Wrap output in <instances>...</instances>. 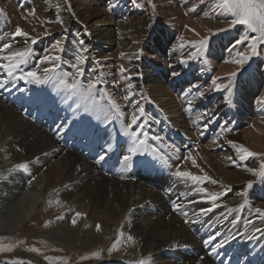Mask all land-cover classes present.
<instances>
[{
    "label": "rangeland",
    "instance_id": "rangeland-1",
    "mask_svg": "<svg viewBox=\"0 0 264 264\" xmlns=\"http://www.w3.org/2000/svg\"><path fill=\"white\" fill-rule=\"evenodd\" d=\"M191 5L197 7L198 12H188L186 7ZM33 9L34 15L31 14ZM57 17L62 23L56 22ZM232 19L231 13L221 6V0H0V47L5 43L12 45L10 49L0 52V64L6 63L3 57L30 47L32 55L21 69L23 72L35 71L42 77L43 69L52 67V63H41L40 58L45 55L60 57L56 78L42 85L9 78L4 70L0 69V80L7 81L5 88H0V109L4 112L5 109L14 111L17 120L34 124L38 130L53 137L58 132L64 112L73 113L76 118L81 114L87 115L94 128L102 131L113 128L116 147L127 146L126 153L117 155L114 163L116 167L123 162V157L128 154V148L131 146L129 132L144 124L143 132L147 133L144 137L147 142L146 148L143 154L138 153L133 156L130 164L123 162L120 165V172L115 176L117 179L127 180L129 166L140 162L145 164L143 170L151 172L154 178L145 179L141 173L134 178L136 182L133 188L139 189L145 184L148 189L144 200L149 202L163 200L166 205L164 209L168 214L175 213L172 210L173 201L187 200L191 195L206 200L211 207L212 202L208 200L207 194L225 192L226 194L216 201L219 206L210 212L211 216L213 214V217L227 214L234 216V224L237 230H240L241 238L257 232V228L262 232L264 221L259 218L256 209L264 211V177L253 176L246 169H258L264 162V143L259 145L258 140L264 135L256 128L258 126L264 128V45H257L258 54L251 56L242 66L233 63L232 61L237 59L238 52L248 50L247 41L240 44H237V41L242 36L251 37L257 34L251 32L245 25L229 27ZM89 22H95L97 27L100 26L105 32H110L112 43L108 52L111 54L104 56L102 50L99 51L94 44L93 33L86 30ZM205 23L206 25H203ZM17 26L29 33L30 37L37 38V42L32 44L29 39L26 43L22 36H17L13 40L12 33ZM46 32L49 34L46 35ZM204 37H208V44L202 53L196 54L197 47H194L192 42ZM103 38L100 41H104ZM57 40L62 41L60 50L54 47ZM81 40L84 42L83 45L80 44ZM220 45H224L225 50L219 59V65L213 66L208 50H217ZM84 48H87V52H82ZM80 54L87 57L86 62L80 66L83 68V75L79 77L81 83L86 86L89 79L100 80L90 97L71 96L60 82L61 80L66 83L71 82V75L62 74H75L72 65L76 63L75 57ZM121 67L126 71L122 73ZM234 71L236 76L230 82L228 76ZM156 72L161 73L162 76ZM15 75H21V71H17ZM178 76H182V83L188 77L182 87L185 88L184 90L191 89L194 97L201 99L207 96L208 102L202 103L199 113L205 111L210 104L213 114L206 123L207 126H211L209 137L201 136V128L195 126H199L198 122L196 123L197 115L187 103L190 93L181 95L179 89L168 86L167 80ZM217 77L219 78L217 83L221 85L231 83L230 102L225 100L229 95L225 87L217 90L213 86V78ZM254 79L258 81V89L249 96L252 111L248 114V118L240 120L237 117V103L246 95L248 82ZM129 84L131 88L128 87ZM158 87L163 92L157 95L152 89ZM169 98H172L170 104L177 108L175 113H179V121L172 120L171 113L161 104L163 99L167 101ZM110 100L115 101L119 106V113L112 108ZM137 107L143 109L144 115L140 117L137 125L129 129L131 115L136 112ZM53 110L58 112L54 116L51 113ZM49 117L52 119L49 120ZM156 136L161 137L162 140L153 139ZM76 137L78 140L81 139L78 135ZM213 138L228 143L230 140L256 155L241 161L233 143L222 146L225 148L217 152H213L212 146L207 149L203 147L207 142L212 144ZM166 145L171 147H165ZM176 148H179V152H176ZM12 151L26 153L20 145L9 142L0 149V158L9 160ZM231 153H235L237 158L232 157L230 162L222 157L230 156ZM189 154L192 159L186 160L185 157ZM207 154L216 157H212V164ZM161 155L168 157L167 165L158 159ZM192 160L196 161L195 165ZM23 164V162L17 163L13 168L1 170L0 183L4 182L2 179L9 180L13 174L21 172L23 168L17 166ZM216 164L227 171L243 170V179L235 181L231 174L229 180H225L221 173L216 172ZM107 168L109 167L103 165L98 167V171L103 175H109L106 172ZM177 168L194 175L206 174L210 180L195 185L189 180L175 176ZM30 175L32 179L37 177L36 174ZM213 180L216 181L215 184L212 183ZM249 182L252 184L250 188L247 187ZM197 187L206 189V193L197 192ZM58 194V192L49 193L33 219L23 229L13 234H0V246H11L13 249L11 252H0V257L8 258L15 253L32 254L41 264H50L44 259L45 256L53 258L51 264H61L62 260H66L67 264L96 262V264H135L136 261L147 258L134 260L138 256L135 252L138 236L133 231V225L138 221L140 225L145 226L151 221L155 211L140 204L136 205L111 234L103 236L104 243L101 242L95 247L85 250L79 245L78 240L64 249L46 240L42 237L44 233L59 226L72 227L76 232L78 229L86 233L97 231V223L85 221L82 217L73 225L71 221L78 210L66 206ZM249 220L252 221L251 224L247 223ZM191 228L186 226L188 231H192ZM100 231L98 232L101 233ZM120 232L124 235L121 236L117 249L109 253L107 249L116 241ZM192 232L197 235L196 244L206 247L205 234L198 229ZM129 234L134 238L132 242L126 239ZM255 243L250 242V248L255 247ZM29 248H37L39 252L28 251ZM97 250L101 251L99 260L81 259L82 256L90 255ZM170 254L165 251L157 261L168 260ZM57 257L61 259H55ZM14 262L28 264L23 260L0 261V264H14Z\"/></svg>",
    "mask_w": 264,
    "mask_h": 264
},
{
    "label": "bare ground",
    "instance_id": "bare-ground-1",
    "mask_svg": "<svg viewBox=\"0 0 264 264\" xmlns=\"http://www.w3.org/2000/svg\"><path fill=\"white\" fill-rule=\"evenodd\" d=\"M186 8L188 12H198V8L194 5ZM89 23L86 30L93 33L94 44L97 45L99 51L102 50L101 53H104V56L111 54L108 52L111 47L110 43H112L110 32H105L104 28H100V26L97 27L95 22ZM102 38L104 41H100ZM224 50V45H220L217 50H208L213 66L219 65V59ZM156 73L162 76L161 73ZM187 79L188 77H186L185 82ZM181 80L182 76L172 77L167 80V83L168 86L179 89L181 95L190 93L191 96L187 103L197 115L196 123L198 122L199 126H195L201 128V136L209 137L211 126H207L206 123L209 116L213 114L210 104L205 111L199 113V108L203 106L202 103L208 102L207 96H203L201 99L194 97L191 94V89L184 90L182 85L185 82L182 83ZM256 89H258V81L256 79L250 80L246 88V95L237 103V117L240 120H245L251 113L253 107L249 96ZM152 90L157 95L163 92L159 87ZM171 99L169 98L167 101L163 99L161 104L171 113L172 120L179 121V113H175L177 108L170 104L172 103ZM13 112L6 109L4 112L0 109V149L9 142H14L23 147L26 153L21 154L12 151L9 160L5 161L0 158V171L13 168L21 162L27 167L23 168L21 172L13 174L9 180L2 179L4 182L0 183V234H13L23 229L33 219L49 193L58 192L59 198L65 202L66 206L84 213L81 216L83 220L101 226V233L98 231L86 233L80 229L76 232L72 227L65 228V226H59L45 232L42 237L60 248H69L70 244L78 240L79 245L85 250L95 247L101 242L104 243L103 236L111 234L121 224L122 220L134 210L136 205L140 204L151 207L155 213L151 221H148L145 226L140 225L138 221L134 222L133 231L138 236V244L135 248L138 256L134 260L147 257L150 259V264H264V231H257L246 238H241L240 230L238 231L233 223L235 217L230 214L213 217L214 214L211 216L208 212L206 215L197 217L196 214L201 208H209L210 206L206 200L191 195L188 196L187 200L173 201L181 208L174 214H168L164 209L166 205L163 200L157 199V201L152 202L144 200L148 189L145 184H142L139 189L133 188L136 182L134 178L141 173L145 179L154 178L151 172L143 170L145 164L142 162L127 168V180L117 179L115 176L120 172V165L124 161L116 167L115 159L117 155L126 153L127 146L124 148L116 147L113 128L98 130L90 124L87 115L81 114L76 118L73 113L67 111L63 113L58 132L53 137V135L50 136L38 130L34 124L17 120ZM51 113L54 116L58 112L53 110ZM51 119L52 117H49V120ZM256 128L264 135V128L259 126ZM77 135L81 137L80 140L77 139ZM208 140L210 141V139ZM258 140L259 145H261L264 143V136H260ZM227 143L214 139L212 144L207 142L203 147L207 149L212 146L210 148L213 149V152H217L219 149L225 148L222 146L230 145ZM220 153L218 152V154ZM100 155H104L105 159L97 163ZM207 156L212 164V157L215 156L211 157L210 154ZM222 157L228 161V157L237 158L235 153ZM56 158L57 160H54ZM103 165L109 167L106 170L109 175H103L102 172L98 171V167ZM215 169H217L216 172L221 173L225 180H229L231 174H233L235 181L244 177L241 169L235 172L227 171L218 164H216ZM30 174H36L37 177L32 179ZM187 191L189 190L187 189ZM180 212H186L187 216L181 215ZM186 219L187 223L185 222ZM186 226L192 227V231L195 229L202 231L206 240L212 236L216 238L207 247H200L196 244L195 236L197 235L191 230H186ZM216 233H220V235L216 236ZM253 241L256 242V246L250 248V242ZM220 244L223 246L217 247ZM214 247L215 252H213ZM165 251L171 253L172 259L170 257L168 260L157 261V258ZM14 260H23L28 264H41L39 259H36L32 254L15 253L8 258L0 257L2 262ZM134 260L131 262L133 263Z\"/></svg>",
    "mask_w": 264,
    "mask_h": 264
},
{
    "label": "snow or ice",
    "instance_id": "snow-or-ice-1",
    "mask_svg": "<svg viewBox=\"0 0 264 264\" xmlns=\"http://www.w3.org/2000/svg\"><path fill=\"white\" fill-rule=\"evenodd\" d=\"M221 6L225 9H227L231 15L233 16V19L229 23V27H232L234 25H245L251 32L256 33L257 35H253L251 37L249 36H242L240 40L237 41V44L242 43L243 41L248 42V50L247 52H238L237 59H234L232 62L238 65H243L247 63V61L251 58L253 55H257V45H264V0H221ZM32 15L35 14V10L33 9L31 12ZM57 23H62L59 17H57L56 20ZM223 31V29H221ZM46 35L49 33H45ZM17 36H22L25 38V42L30 39L32 44H35L37 42V38H32L30 37L29 33L24 32L19 26L15 29V32L12 33V38L15 40ZM83 40L80 41V44L83 45ZM194 47H197V53L200 54L202 53L203 49L207 46L208 44V37H204L203 39L199 41H194L192 42ZM62 41L57 40L55 42L54 47L57 50L61 49ZM11 43H5L3 44L2 47H0V52H3L7 49L11 48ZM82 52H87V48L82 49ZM32 55V49L30 47H26L25 49L21 51H15L12 52L10 55L3 57L4 60H6V63L0 64V69H3L4 72L7 74L9 78L12 79H19V80H24L27 83L30 84H37V85H42L50 82L51 80L56 78V73L57 69L59 68V61L60 57L59 56H50V55H45L40 58V62H49L52 63V67H46L43 69V76L41 77L38 75L37 72L35 71H27L23 72L21 69V66L25 64L28 60V58ZM194 55V54H193ZM76 63L72 65V68L75 70V74L71 73H64L62 74L63 76H72L71 82L66 83L64 80H61L60 82L64 85V87L68 90L69 94L71 96H78V95H84L86 97H90L94 90L97 88V85L100 83L99 79L93 80L89 79L86 86L81 83V80L79 77L83 75V68L80 67L83 65L87 57L84 56L83 54L77 55L75 57ZM17 71H21V75L16 76L15 73ZM122 73L126 71L123 67H121L120 70ZM173 75H178L177 73H173ZM236 76V72H232L229 74L228 79L231 82ZM219 78H213L212 84L213 86L218 90L221 87H225L229 95L225 97V100L230 102V96H231V83L229 85H221L217 83V80ZM7 81H2L0 80V88H5V84ZM13 87H15V84H13ZM129 88H131V84L128 85ZM22 91V89H21ZM102 91V90H101ZM131 95V93H129ZM203 95V93H201ZM109 103L112 105V108L116 110L117 113H119V106L116 105L115 101H109ZM137 112L139 115H137ZM143 109L140 107H137L136 112H134L131 115V123L128 125V128L131 129L133 125H137L138 120L140 119L141 116H143ZM145 125L140 124L136 130L129 132V135L131 136V146L128 148V154L123 157V161L125 164H130L133 156L137 155L138 153L143 154V151L146 148V139L144 137L147 136L146 132H143ZM153 139H156L157 141L162 140L161 137L156 136L153 137ZM229 143H233L234 147H236V151L238 153V158L243 161L247 159L248 157L255 156L256 153H253L249 151L247 148L243 147L242 145H235L234 142L229 141ZM165 147H171L166 145ZM109 148H111V145H109ZM155 151V150H153ZM176 152H179V148H176ZM105 156L100 155L99 159L96 161L99 163L100 161L104 160ZM158 159H160L164 164H168V157H165L163 155L159 156ZM186 160L192 159L191 155L189 154L188 156L185 157ZM229 160H232V157H228ZM193 165L196 164L195 160H192ZM170 166V165H169ZM17 167H22L26 168L27 165H18ZM248 172H250L253 176H258V177H264V162H262L259 166L258 169H253V168H248L246 169ZM175 176L186 179L191 181L195 185H199L203 183L204 181L210 180V177H208L206 174L203 176L200 175H194L191 172L188 171H181L179 168H177V171L174 173ZM213 184L216 183V181H212ZM252 184L251 182L248 183L247 187H251ZM67 187V185H65ZM197 192L200 193H206V189L197 187L196 188ZM226 193L225 192H219V193H210L208 195V200L212 202V206L209 208H201L199 212L196 214L197 217L199 215H206L208 212L213 211L214 208L218 207L219 205L216 203L220 199V197L224 196ZM246 195V193H244ZM51 203V201H50ZM56 203H59V201H56ZM181 208L180 205L178 204H173V211L176 212ZM256 212L259 213V218L264 221V211L261 209H256ZM181 215L187 216L186 212H180ZM84 213L81 212H76L74 214V217L72 219V224L75 225L76 221L78 218L83 216ZM187 223V219L185 220ZM195 222V221H193ZM235 223V221H233ZM247 223L251 224L252 221L249 220ZM100 225H96V230L100 231ZM256 231H260L259 228L256 229ZM124 233L120 232L117 235L116 241L112 244L110 248L107 249L109 253H111L113 250L117 249L118 244L120 243V238L123 236ZM220 233H216V236H219ZM215 236L210 237L208 240L204 241V245L207 247L213 240H215ZM128 242L133 241V236L130 234L127 235L126 237ZM21 243H23L21 241ZM223 245H217V247H222ZM13 249L11 246H0V252H11ZM28 251L31 252H39V249L37 248H29L27 249ZM213 252H215V247L213 248ZM101 258V251H93L90 255H85L82 256V260H87V259H96L99 260ZM45 260L49 261L51 264V261L53 258L51 257H44ZM57 260H60L61 258L57 257L55 258ZM202 259V258H201ZM14 264H19V262H14ZM61 264H67L66 260H62ZM135 264H150V259L149 258H144L140 259L135 262Z\"/></svg>",
    "mask_w": 264,
    "mask_h": 264
}]
</instances>
